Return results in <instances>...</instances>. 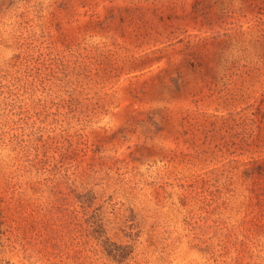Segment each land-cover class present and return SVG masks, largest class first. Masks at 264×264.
<instances>
[{"label": "rangeland", "instance_id": "374dc122", "mask_svg": "<svg viewBox=\"0 0 264 264\" xmlns=\"http://www.w3.org/2000/svg\"><path fill=\"white\" fill-rule=\"evenodd\" d=\"M0 264H264V0H0Z\"/></svg>", "mask_w": 264, "mask_h": 264}]
</instances>
